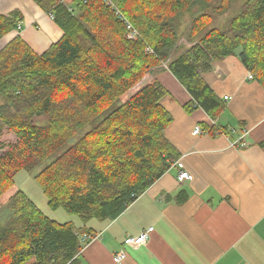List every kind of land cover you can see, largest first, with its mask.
<instances>
[{
  "label": "trees",
  "instance_id": "trees-1",
  "mask_svg": "<svg viewBox=\"0 0 264 264\" xmlns=\"http://www.w3.org/2000/svg\"><path fill=\"white\" fill-rule=\"evenodd\" d=\"M34 1L63 36L43 54L20 36L0 51V201L9 194L0 207V264H81L90 244L83 235H92L86 225L118 219L181 158L166 136L173 116L159 72L168 69L191 95L185 109L201 108L214 121L226 105L203 76L213 62L238 56L264 90V0H245L223 30H208L210 11L226 12L232 0ZM117 11L137 40L127 37ZM20 22L18 12L0 16V41ZM203 130L214 134L210 124ZM22 170L52 210L76 215L82 227L51 219L16 189Z\"/></svg>",
  "mask_w": 264,
  "mask_h": 264
},
{
  "label": "crops",
  "instance_id": "crops-1",
  "mask_svg": "<svg viewBox=\"0 0 264 264\" xmlns=\"http://www.w3.org/2000/svg\"><path fill=\"white\" fill-rule=\"evenodd\" d=\"M73 1L60 3L72 7ZM14 12L21 16L22 30L4 37L0 51L20 36L43 54L62 38V29L34 0H0V16ZM203 76L222 100H230L217 120L221 130L194 136L196 127L209 126L210 117L194 105L185 109L192 97L169 71L156 75L168 91L164 104L173 116L166 136L193 179L179 182L172 167L118 219L86 225L101 239L84 249L81 264H115L122 249L127 252L123 264H264V167L257 166L262 180H247L248 170L240 169L242 159L250 162L259 154L252 146L264 144V90L249 80L238 56L213 62ZM247 137L252 142L238 152ZM149 228L155 229L146 244L124 245L127 236Z\"/></svg>",
  "mask_w": 264,
  "mask_h": 264
},
{
  "label": "rangeland",
  "instance_id": "rangeland-1",
  "mask_svg": "<svg viewBox=\"0 0 264 264\" xmlns=\"http://www.w3.org/2000/svg\"><path fill=\"white\" fill-rule=\"evenodd\" d=\"M245 0H232V3L229 7V9L226 12L223 13H215L213 10L210 11V14L212 18L209 21V29L217 28L219 30H223L228 25L229 21L239 13L243 3ZM196 9L192 10L191 12L186 13L181 21V30L183 31L185 28H188L191 26V21L193 17L196 16ZM53 20V19H52ZM20 25V24H19ZM207 32V29H205L202 33L205 34ZM183 47H187L190 45L189 41H186L183 39L182 41ZM179 54V53H178ZM165 66V65H164ZM165 68H167L165 66ZM165 71H168L166 69ZM163 72V71H162ZM160 73V72H159ZM150 79H147L145 82H143L140 86H138L133 92H131L129 95H126L122 98H120L112 107H110L102 116L97 118L95 121H93L88 127H86L81 134L83 135L85 132L90 130L91 128L97 126L99 122L106 116L108 113L120 106L126 99H128L135 91L141 89L143 86L148 84L150 82ZM42 120V119H41ZM235 128L238 127V123L234 125ZM80 134V135H81ZM79 138V136H78ZM250 142H252V139L250 137H247L245 141H242L239 143V145L235 148L238 152L241 151L243 147H248L250 145ZM70 147L69 144L62 147L53 158L56 156L62 154L65 150H67ZM253 148L259 149V154L250 160V162L245 161L242 159V162L240 163V169L245 167L248 172L246 174L247 180H262L261 179V172L258 169V165L264 167V144L262 142H258L256 146H252ZM52 158V159H53ZM45 164H42L39 166L38 169H41L44 167ZM15 183H16V189H21L26 193V195L38 206L39 209H41L47 216H49L52 219H55V221L59 223H74L76 226H82V223L80 219L76 215H71L67 213L66 211L60 209L57 211L52 210L48 206V199L40 189L39 185L34 179V176L32 174H29L27 171L22 170L18 172L15 176ZM9 197V194H7L1 201H0V207L6 203L7 198ZM57 212V213H56ZM73 218V219H71ZM92 222H99L96 220L90 221L87 226L92 225ZM101 223V222H100ZM96 242V241H94ZM93 243V242H92ZM91 244V243H90ZM89 244V245H90Z\"/></svg>",
  "mask_w": 264,
  "mask_h": 264
},
{
  "label": "built area",
  "instance_id": "built-area-1",
  "mask_svg": "<svg viewBox=\"0 0 264 264\" xmlns=\"http://www.w3.org/2000/svg\"><path fill=\"white\" fill-rule=\"evenodd\" d=\"M51 19H54V15L53 14H49ZM117 17L124 22V26L126 28L127 31V37L131 40H137L140 35L138 34V32L136 31V29L132 26V24L121 14L119 13V11H117ZM18 31L22 30V26L21 24L18 25L17 27ZM147 51H150V53H153V51H151L150 49H148ZM249 80H254V76L252 75V73L249 72ZM230 98H225L224 101L227 102L229 101ZM211 128H215L218 129V124L217 121L214 120H210ZM207 133V131H203V129L198 126L195 128L194 130V136H201L202 134ZM236 145V144H234ZM177 168L178 170V180L179 182H185V181H191L193 179V177L185 170V166L184 163L182 162V159L177 160L172 166ZM155 228H149L148 230L145 231H141L139 233L138 236L134 237V236H127L124 240V245L127 247H139L141 245H144L148 242L149 238H150V234L154 231ZM83 239L92 243L94 241H98L99 239H101V235L97 234V235H89V234H85L83 235ZM127 259V252L122 249L120 250L118 253H116L114 255V262L115 264H123L125 262V260Z\"/></svg>",
  "mask_w": 264,
  "mask_h": 264
}]
</instances>
